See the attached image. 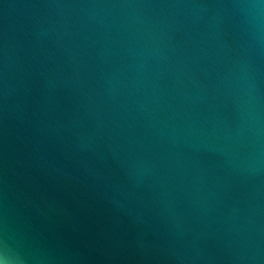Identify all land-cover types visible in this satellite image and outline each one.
Instances as JSON below:
<instances>
[{"label": "water", "instance_id": "water-1", "mask_svg": "<svg viewBox=\"0 0 264 264\" xmlns=\"http://www.w3.org/2000/svg\"><path fill=\"white\" fill-rule=\"evenodd\" d=\"M0 264H264V0H0Z\"/></svg>", "mask_w": 264, "mask_h": 264}, {"label": "clouds", "instance_id": "clouds-1", "mask_svg": "<svg viewBox=\"0 0 264 264\" xmlns=\"http://www.w3.org/2000/svg\"><path fill=\"white\" fill-rule=\"evenodd\" d=\"M3 245V240H0V246H2Z\"/></svg>", "mask_w": 264, "mask_h": 264}]
</instances>
